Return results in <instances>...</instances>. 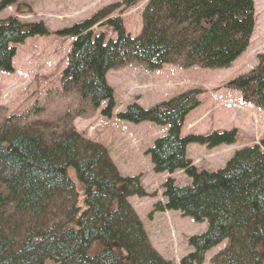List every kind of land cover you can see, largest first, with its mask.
Segmentation results:
<instances>
[{"label": "trees", "instance_id": "trees-1", "mask_svg": "<svg viewBox=\"0 0 264 264\" xmlns=\"http://www.w3.org/2000/svg\"><path fill=\"white\" fill-rule=\"evenodd\" d=\"M139 1L110 5L55 33L72 39L56 95L59 100L71 96L76 104L58 121L31 120L30 111L6 116L0 107V264H171L152 249L127 202L145 197L140 176L121 177L106 149L82 138L73 121L94 115L102 104L100 115L112 118L115 101L106 74L128 62L149 71L164 65L229 68L249 46L254 3L148 0L140 32L131 38L121 19L107 18L117 7L126 10ZM15 3L0 0V11ZM105 19L115 39L92 32ZM49 35L41 22L0 21V72L12 71L16 45ZM224 87L238 91L241 102L264 107V54ZM198 95L189 91L148 109L131 103L116 118L165 128L145 152L152 171H181L190 180L177 187L167 178L164 203L153 208L207 223L202 234L187 240L191 252L179 264H202L223 241L226 246L210 264H264V140L235 151L215 172L197 170L186 156L188 145L229 146L237 135L230 129L181 136L185 117L199 105Z\"/></svg>", "mask_w": 264, "mask_h": 264}, {"label": "rangeland", "instance_id": "rangeland-1", "mask_svg": "<svg viewBox=\"0 0 264 264\" xmlns=\"http://www.w3.org/2000/svg\"><path fill=\"white\" fill-rule=\"evenodd\" d=\"M123 1L16 0L14 5L1 10L0 21L14 18L25 24L41 22L50 33L46 37L28 38L22 45L15 46L12 71L0 72V107L6 116L25 115L30 111L31 120L55 122L69 107H75L71 96L59 100L56 95L72 39L55 36V33ZM147 1L140 0L126 10L117 7L107 20L118 17L125 32L134 38L140 32L141 13ZM253 3L254 29L249 46L229 68L179 69L164 65L149 71L136 61L128 62L106 75V83L112 89L116 103L113 119L103 118L97 110L90 117H76L73 121L75 131L82 138L106 149L121 177L140 176L146 195L143 198L130 197L127 202L139 218L152 249L171 264H179L191 252L187 240L202 234L207 229V223H196L177 211L154 212L155 204L164 203L162 184L167 178H171L177 187L190 185V180L182 172L168 175L152 171L145 152L165 129L149 122H122L116 119V114L131 103L148 109L183 93L199 92L195 98L199 105L187 114L181 136L207 135L230 129L237 132L235 143L229 146L212 149L196 144L187 146V157L200 171L215 172L224 167L235 151L264 140V107L242 103L236 90L224 87L253 69L258 56L264 54V0H253ZM105 21L96 24L92 32L102 34L106 40L115 39L111 29L104 25ZM223 101L230 102L223 106ZM238 105L239 108H236ZM225 246L226 241H223L209 250L202 264H210L212 257Z\"/></svg>", "mask_w": 264, "mask_h": 264}, {"label": "crops", "instance_id": "crops-1", "mask_svg": "<svg viewBox=\"0 0 264 264\" xmlns=\"http://www.w3.org/2000/svg\"><path fill=\"white\" fill-rule=\"evenodd\" d=\"M220 91H218L217 93H219ZM214 98H216V96H214ZM224 102V104L222 103L221 105H225V104H228V103H226V102H230V101H223ZM219 104H217V106H218ZM236 108H239V105H238V107L236 106Z\"/></svg>", "mask_w": 264, "mask_h": 264}]
</instances>
